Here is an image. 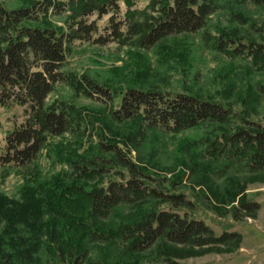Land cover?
I'll return each instance as SVG.
<instances>
[{"label":"trees","instance_id":"1","mask_svg":"<svg viewBox=\"0 0 264 264\" xmlns=\"http://www.w3.org/2000/svg\"><path fill=\"white\" fill-rule=\"evenodd\" d=\"M246 1L264 8V0H240ZM216 7L215 0H34L8 9L0 0V107L15 104L23 111L4 136L0 165L33 164L23 176L39 172L34 162L47 149L65 167L44 179L24 180L17 198L0 192V264H178L239 248V233L216 235L190 217L183 208L192 202L184 194L152 187L143 178L144 167L101 133L85 151L64 158L49 142L76 135L73 143L80 144V135L92 137V117L84 109L62 100L46 104L53 86L64 83L76 96L109 103L107 120L131 124L127 137L133 147L151 130L178 134L207 127L189 141L209 160L206 166H222L216 170L221 173L234 165L264 171V124L249 118L264 99L261 83L238 94L243 107L235 111L226 102L233 94L229 86L219 92L221 100L186 91H115L85 74L61 70L73 41L148 49L168 36L201 29ZM62 11L68 13L65 25L51 23L49 17ZM213 37L211 49L264 73L263 43L225 33ZM228 193L245 212L255 205L244 200L241 186Z\"/></svg>","mask_w":264,"mask_h":264},{"label":"rangeland","instance_id":"2","mask_svg":"<svg viewBox=\"0 0 264 264\" xmlns=\"http://www.w3.org/2000/svg\"><path fill=\"white\" fill-rule=\"evenodd\" d=\"M1 1L8 9H15L34 0ZM215 4L217 7L207 17L204 27L193 33L168 36L148 49L122 46L115 42L99 46L73 41L67 49L61 70L85 74L115 91L127 88L169 93L186 91L221 100L219 92L229 86L233 94L226 102L239 111L243 107L239 95H243L248 86L264 85V73H254L241 60H229L211 49L210 42L214 40L212 36L225 33L243 41L255 40L264 44V8L240 0H215ZM67 17L68 13L62 11L60 15L50 16L49 20L54 25L64 26ZM106 18L98 20V24L104 25ZM57 100L72 102L92 117V128L88 131L92 137L89 139L87 135H80V144L73 143L76 135L51 138L49 142L56 148V154L60 153L64 158L72 156L74 151L81 153L89 142L99 138L97 133H101L105 140L121 148L130 161L144 167L148 177L143 178L152 187L161 188L169 194H184L192 202L190 208H183L190 217L203 220L216 235L223 231L241 235L239 248L234 251L186 257L178 260V264H264V171L250 173L234 165L221 173L216 170L222 166L214 163V169L206 166L209 160L203 158L199 149L192 147L189 141L204 135L207 127H194L178 134L151 130L133 147L127 137L133 130L131 124L126 121L116 124L107 120L109 103L76 96L64 83L53 86L46 104ZM22 112V107L15 104L0 107V152L6 132L22 120ZM263 116L264 99L254 110H250L249 118L264 124ZM47 152V149L42 150L34 162L39 172L26 176L23 174L27 170L32 171L33 164L23 169L0 165V192L9 198H17L24 180L44 179L63 170V164ZM106 156L113 158L112 154ZM206 171L212 173L205 174ZM240 186L244 200L255 204L250 211L245 212L246 209L236 200L229 198L228 191Z\"/></svg>","mask_w":264,"mask_h":264}]
</instances>
